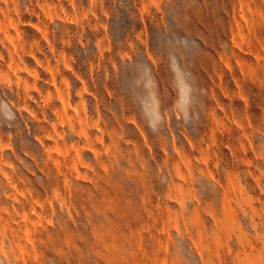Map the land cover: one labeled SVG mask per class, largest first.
Returning a JSON list of instances; mask_svg holds the SVG:
<instances>
[{
	"label": "rangeland",
	"instance_id": "obj_1",
	"mask_svg": "<svg viewBox=\"0 0 264 264\" xmlns=\"http://www.w3.org/2000/svg\"><path fill=\"white\" fill-rule=\"evenodd\" d=\"M0 264H264V0H0Z\"/></svg>",
	"mask_w": 264,
	"mask_h": 264
}]
</instances>
